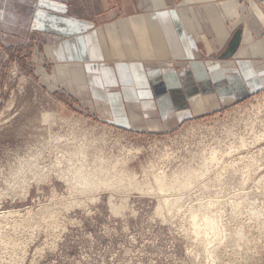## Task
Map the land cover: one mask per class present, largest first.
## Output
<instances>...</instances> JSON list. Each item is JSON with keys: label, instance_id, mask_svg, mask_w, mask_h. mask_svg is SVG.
<instances>
[{"label": "rangeland", "instance_id": "rangeland-1", "mask_svg": "<svg viewBox=\"0 0 264 264\" xmlns=\"http://www.w3.org/2000/svg\"><path fill=\"white\" fill-rule=\"evenodd\" d=\"M200 1L213 47L169 63L171 108L140 131L0 36V264H264V0Z\"/></svg>", "mask_w": 264, "mask_h": 264}, {"label": "crops", "instance_id": "crops-1", "mask_svg": "<svg viewBox=\"0 0 264 264\" xmlns=\"http://www.w3.org/2000/svg\"><path fill=\"white\" fill-rule=\"evenodd\" d=\"M191 1L0 0V36L11 47L37 44L61 87L140 131L152 127L148 113L171 108L165 93L182 77L169 76V65L202 62L213 47L211 19L219 20L221 7ZM192 71L185 76L193 79Z\"/></svg>", "mask_w": 264, "mask_h": 264}, {"label": "bare ground", "instance_id": "bare-ground-1", "mask_svg": "<svg viewBox=\"0 0 264 264\" xmlns=\"http://www.w3.org/2000/svg\"><path fill=\"white\" fill-rule=\"evenodd\" d=\"M45 119H47V117H45ZM51 120V119H50ZM52 120H53V117H52ZM51 120V121H52ZM216 154H213V158H212V160H214L216 157ZM79 171V175H81V182H80V185L81 186H83V187H86V188H97L96 186H97V184H92L91 182H92V178L91 177H89L87 174H86V172L88 171V170H86V169H79L78 170ZM160 180H158V187H159V189H160V191H164L163 190V186H164V184H165V182H164V180H163V178L161 179V178H159ZM166 204V203H165ZM167 205V204H166ZM165 205V206H166ZM197 217H194V219H196ZM204 221L206 222V224L207 225H211L212 223H214L215 221H214V217L213 216H205V219H204ZM217 222H218V220H217ZM195 234H196V238H198L199 236H200V226H198V225H196L195 224ZM194 234V235H195ZM203 239L204 240H202L204 243H205V238L203 237ZM206 241L208 242V240L206 239ZM208 245V244H207ZM219 249V248H218ZM208 252V251H207ZM214 252V251H213ZM216 252V251H215ZM218 252V251H217ZM239 252H241V251H239ZM224 253V252H223ZM246 253V252H245ZM242 254V253H241ZM212 255V254H211ZM240 255V254H239ZM245 255V254H244ZM241 256V255H240ZM225 257V256H224ZM244 257V256H243ZM207 259V258H206ZM213 261V260H212ZM212 263V262H211Z\"/></svg>", "mask_w": 264, "mask_h": 264}, {"label": "water", "instance_id": "water-1", "mask_svg": "<svg viewBox=\"0 0 264 264\" xmlns=\"http://www.w3.org/2000/svg\"><path fill=\"white\" fill-rule=\"evenodd\" d=\"M241 38H242V34H241V32H238V37H237V39L234 41V43H233V45L231 46V55H233L234 53H236L237 52V50H238V47H239V44H240V42H241Z\"/></svg>", "mask_w": 264, "mask_h": 264}]
</instances>
